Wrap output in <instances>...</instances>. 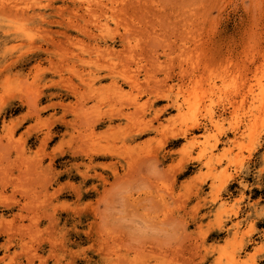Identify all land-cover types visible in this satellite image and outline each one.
Instances as JSON below:
<instances>
[{
  "label": "rangeland",
  "instance_id": "1",
  "mask_svg": "<svg viewBox=\"0 0 264 264\" xmlns=\"http://www.w3.org/2000/svg\"><path fill=\"white\" fill-rule=\"evenodd\" d=\"M0 264H264V0H0Z\"/></svg>",
  "mask_w": 264,
  "mask_h": 264
},
{
  "label": "bare ground",
  "instance_id": "2",
  "mask_svg": "<svg viewBox=\"0 0 264 264\" xmlns=\"http://www.w3.org/2000/svg\"><path fill=\"white\" fill-rule=\"evenodd\" d=\"M102 5H103V4H102ZM182 37H183V36H182ZM182 40H183V39H182ZM182 42H183V41H182ZM110 48H111V47H109L108 49L110 50ZM111 52H112V51H110V53H111ZM19 178H20V177H19ZM1 183H2V182H1Z\"/></svg>",
  "mask_w": 264,
  "mask_h": 264
}]
</instances>
